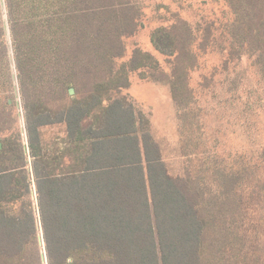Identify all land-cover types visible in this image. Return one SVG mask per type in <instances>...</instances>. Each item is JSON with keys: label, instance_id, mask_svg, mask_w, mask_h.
<instances>
[{"label": "trees", "instance_id": "16d2710c", "mask_svg": "<svg viewBox=\"0 0 264 264\" xmlns=\"http://www.w3.org/2000/svg\"><path fill=\"white\" fill-rule=\"evenodd\" d=\"M4 5L7 19L0 0V264H218L244 174L224 178L216 192L171 176L149 120L110 97L129 85L127 65L119 70L115 60L125 54L122 38L136 30L140 8L131 0ZM233 6L235 28L249 21L258 38L251 48L261 50L264 67V0ZM182 25L154 35L157 50L177 59L172 92L180 106L187 96L183 55L189 68L196 63L179 40ZM150 59L137 50L130 68ZM17 89L26 142L14 110ZM60 125L67 136L45 145L43 129Z\"/></svg>", "mask_w": 264, "mask_h": 264}, {"label": "rangeland", "instance_id": "374dc122", "mask_svg": "<svg viewBox=\"0 0 264 264\" xmlns=\"http://www.w3.org/2000/svg\"><path fill=\"white\" fill-rule=\"evenodd\" d=\"M131 2L140 8V17L136 30L122 38L124 56L115 60L119 70L127 65L129 85L110 97L124 98L149 120L171 176L200 180L216 192L224 178L235 171L244 174L246 182L236 193L237 212L223 225L226 246L218 264H264V67L258 63L261 50L251 48L258 38H253L249 21L244 29L235 28L234 0ZM178 24L185 28L179 38L182 47L196 60L189 68L183 55L187 73L180 74L181 91L187 96L182 106L172 92L177 59L161 54L154 43L159 29ZM6 31L12 55L7 22ZM137 50L152 59L134 71L130 64ZM15 94L17 127L26 142L18 89ZM66 136L65 125L43 129L45 145Z\"/></svg>", "mask_w": 264, "mask_h": 264}, {"label": "water", "instance_id": "95a60500", "mask_svg": "<svg viewBox=\"0 0 264 264\" xmlns=\"http://www.w3.org/2000/svg\"><path fill=\"white\" fill-rule=\"evenodd\" d=\"M71 93H74V90H71ZM0 147H1V145H0Z\"/></svg>", "mask_w": 264, "mask_h": 264}]
</instances>
